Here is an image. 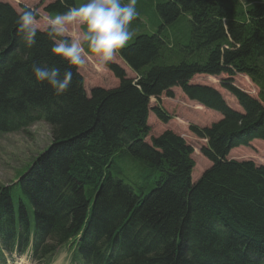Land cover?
<instances>
[{"label":"trees","instance_id":"1","mask_svg":"<svg viewBox=\"0 0 264 264\" xmlns=\"http://www.w3.org/2000/svg\"><path fill=\"white\" fill-rule=\"evenodd\" d=\"M77 4L56 0L44 12L55 16ZM18 16L0 2V133L43 121L51 143L18 187L0 188V232L9 245L18 231L25 239L47 233L57 244L76 243L85 227L76 248L92 264H264V166L227 160L234 148L264 142V0L158 2L151 23L137 16L130 25L153 31L140 32L117 55L135 78L109 62L119 86L88 96L79 66L61 95L34 80L33 64L62 74L68 66L50 53L44 31L28 47ZM199 75L223 76L241 112L218 91L193 84ZM236 75L258 89L256 98L231 84ZM174 88L221 116L209 127H189L206 142L201 154L211 162L194 184L193 150L182 137L166 131L145 142L150 111L170 120L150 99L172 98ZM17 193L23 203L11 198Z\"/></svg>","mask_w":264,"mask_h":264},{"label":"rangeland","instance_id":"2","mask_svg":"<svg viewBox=\"0 0 264 264\" xmlns=\"http://www.w3.org/2000/svg\"><path fill=\"white\" fill-rule=\"evenodd\" d=\"M55 1L56 0H0L2 3L10 4L19 14L21 8L26 7L34 10L37 14V22L41 31H43L42 29L45 27L48 17L54 16L45 13L44 8ZM162 1L163 0H137L136 11L141 20L140 23H151L153 13L155 14V6L158 2ZM240 1L241 3L243 2V0ZM83 2L85 1L77 0V6ZM134 21L132 23H134ZM178 23H184V20H180ZM130 31L133 32V39L140 32H151L153 30H151L148 25L144 26L142 30L131 27ZM132 39L129 42H131ZM97 63L98 61L96 58L89 54L85 57V63L78 67V72L82 76L83 88L87 96L93 88L115 89L120 83L108 70L107 66L100 68L97 67ZM110 63H114L123 69L128 79L135 78V74L118 56H115ZM192 82L193 84L206 85L218 91L231 110L234 112H241L235 98L222 88L224 82L223 76L209 78L208 76L199 75L195 76ZM231 84L244 93H247L249 96L254 98L257 97L258 89L247 77L236 75ZM172 93V98L162 95L159 100L154 98L150 99V108L156 105L160 106L170 120L167 123H162L150 111L146 122L148 131L145 142L149 143L151 138L158 137L166 131H170L182 137L193 150L189 158L193 163L190 182L194 184L201 178L203 173L211 167V162L201 154V148L206 145V142L196 138L190 132L189 127H209L213 123L218 122L221 116L214 111L199 106L195 102L189 101L179 88H174ZM50 142L51 136L49 128L44 123H37L24 132L0 135V185L9 184L14 178V174L28 165L38 153L50 144ZM227 160L252 161L256 165H264V142L254 140L247 147L234 148L228 153ZM123 183L125 184L124 181ZM47 204L48 202H46V206ZM46 238L47 242L51 243V236L46 235ZM48 246L56 247L51 244H48ZM44 260V256L41 257V261L37 259L31 262L24 259L26 264H43ZM62 260V257H57L53 264H57L58 261L62 264Z\"/></svg>","mask_w":264,"mask_h":264},{"label":"clouds","instance_id":"3","mask_svg":"<svg viewBox=\"0 0 264 264\" xmlns=\"http://www.w3.org/2000/svg\"><path fill=\"white\" fill-rule=\"evenodd\" d=\"M136 4L137 0H85L79 6L49 16L42 30L53 41L50 53L68 68L62 74L59 68L33 64L34 80L61 95L71 85V69L82 66L87 55L96 58L97 67L107 66L133 37L130 25L138 16ZM16 25L24 43L32 47L41 31L36 12L21 8Z\"/></svg>","mask_w":264,"mask_h":264}]
</instances>
